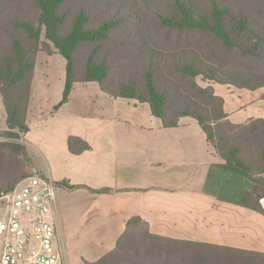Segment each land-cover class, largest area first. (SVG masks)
I'll return each instance as SVG.
<instances>
[{"label":"trees","instance_id":"obj_1","mask_svg":"<svg viewBox=\"0 0 264 264\" xmlns=\"http://www.w3.org/2000/svg\"><path fill=\"white\" fill-rule=\"evenodd\" d=\"M4 3L0 7V92L9 131L23 135L28 131L25 121L37 53H58L67 62L60 105L68 101L74 84L96 82L113 98L148 104L164 128L190 117L206 134L223 169L254 185L252 166L262 160L264 166V120L232 124L224 100L212 86L201 87L196 80L202 77L249 91L264 88V0ZM68 145L74 153L88 149L76 138L69 139ZM4 146L0 144V149ZM29 176L23 170L5 171L0 175V194ZM256 183L264 185V179ZM57 185L70 191L76 188L66 182ZM139 228L143 230L137 247L132 235ZM85 264H264V255L158 237L134 218L112 252Z\"/></svg>","mask_w":264,"mask_h":264},{"label":"crops","instance_id":"obj_2","mask_svg":"<svg viewBox=\"0 0 264 264\" xmlns=\"http://www.w3.org/2000/svg\"><path fill=\"white\" fill-rule=\"evenodd\" d=\"M66 66L58 53H37L22 136L33 171L57 187L50 221L63 264L100 260L134 218L158 237L264 255L254 185L223 169L196 120L164 128L148 104L113 98L96 82L74 84L60 105ZM212 87L232 124L264 120V88ZM6 130L0 92V132ZM71 138L88 149L72 152ZM101 189L111 193L95 192Z\"/></svg>","mask_w":264,"mask_h":264},{"label":"built area","instance_id":"obj_3","mask_svg":"<svg viewBox=\"0 0 264 264\" xmlns=\"http://www.w3.org/2000/svg\"><path fill=\"white\" fill-rule=\"evenodd\" d=\"M56 190L35 174L0 194V264H63L50 221Z\"/></svg>","mask_w":264,"mask_h":264},{"label":"rangeland","instance_id":"obj_4","mask_svg":"<svg viewBox=\"0 0 264 264\" xmlns=\"http://www.w3.org/2000/svg\"><path fill=\"white\" fill-rule=\"evenodd\" d=\"M3 2H0V7L3 5H7L4 2H9L10 0H1ZM16 0H14V3ZM23 5V1L21 2ZM41 40H44V36L42 34ZM197 83L201 87H207V86H218V84L211 83L209 81H205L202 77L197 78ZM229 88H235L233 86H228ZM237 89V88H236ZM15 136L16 138L12 137ZM22 136L23 134L19 131H3L0 132V144H5L2 149H0V175H2L5 171H15L16 170H23L27 173V175H35L36 173L33 171V162L28 157L27 152L24 154L23 148L24 143L22 142ZM263 160L260 164H255L252 166V170L254 173V179L253 183L256 187L254 189V193L261 195L262 191L264 190V185H260L259 183H256L259 179H264V175H262L260 172L264 171L263 166ZM241 177L236 176V180H240ZM253 201V200H252ZM255 204H257V199L253 201ZM2 218V212L0 210V219ZM142 228H139L137 230L133 231V240L138 242L137 247L141 245V232ZM136 247V246H135Z\"/></svg>","mask_w":264,"mask_h":264},{"label":"water","instance_id":"obj_5","mask_svg":"<svg viewBox=\"0 0 264 264\" xmlns=\"http://www.w3.org/2000/svg\"><path fill=\"white\" fill-rule=\"evenodd\" d=\"M257 204L260 209L264 212V193L260 197H257Z\"/></svg>","mask_w":264,"mask_h":264}]
</instances>
